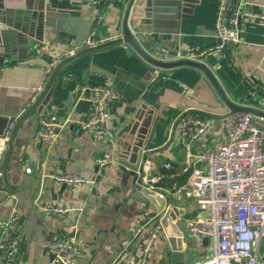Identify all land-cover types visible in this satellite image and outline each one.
Returning <instances> with one entry per match:
<instances>
[{
  "label": "crops",
  "instance_id": "obj_1",
  "mask_svg": "<svg viewBox=\"0 0 264 264\" xmlns=\"http://www.w3.org/2000/svg\"><path fill=\"white\" fill-rule=\"evenodd\" d=\"M0 1L5 9L44 11L52 23L45 26L41 41L30 39L29 49L12 39L9 54L0 62V234L2 223L12 213L19 214L14 264H52L51 247L64 236L77 239L74 264H131V254L148 238L152 221L162 230L145 264H177L174 246L183 248L185 262L210 257L209 240L188 235L189 223L206 214L193 200L174 193L194 169L206 167L201 156L224 141L223 119L229 110L201 70L157 68L128 43H114L64 65L35 104L58 65H52L57 54L82 44L93 28L96 39L104 40L99 46L122 38L130 9L128 26L141 45L167 50L160 57L176 61L178 52L215 48L223 0ZM250 3L254 14L262 13L264 0ZM263 32L259 20L243 17L240 44L207 51L197 61L211 70L232 102L260 110L264 92L258 89L250 95L248 82L264 87ZM105 85L115 92L110 105L113 137L96 143L83 120L91 109L88 90ZM53 108L59 125L69 123L50 144L38 138L37 131ZM191 111L213 117L214 124L189 142L181 136V118ZM104 152L113 161L100 166L97 159ZM166 163L172 168L165 169ZM141 170L164 175L156 185L166 200L161 213L156 202L134 188ZM65 173L92 184L82 190L61 186L53 176ZM48 204L71 211L63 217L51 215L43 210ZM259 256H264V240Z\"/></svg>",
  "mask_w": 264,
  "mask_h": 264
},
{
  "label": "built area",
  "instance_id": "obj_2",
  "mask_svg": "<svg viewBox=\"0 0 264 264\" xmlns=\"http://www.w3.org/2000/svg\"><path fill=\"white\" fill-rule=\"evenodd\" d=\"M262 13L251 11L250 0H223L217 30V45L213 49L229 50L242 42L241 19L252 16L264 27V6ZM97 25L102 23L98 18ZM97 29L93 28L86 40L70 50H61L52 62L56 66L61 60L68 58L84 48L99 46L104 40L96 39ZM264 35V32H263ZM112 41V40H109ZM178 52L175 60L199 61L207 51ZM168 53L167 50H164ZM249 91L262 89L253 80H249ZM91 109L83 120L84 130L94 142L111 140L110 130L112 116L110 105L115 99V92L109 85L96 86L88 90L87 96ZM58 124L56 109H51L46 118L40 122L37 136L44 142L53 144L60 136L62 128ZM214 118L186 112L181 118V136L192 142L205 135L213 126ZM224 141L210 147L202 156L205 168L194 169L185 184L174 193L180 197L193 200L201 213L189 223L188 235L200 239H208L212 253L206 259L188 260L185 264H231L232 261H245L246 264H264V256L260 258L259 248L264 240V122L250 113H231L223 119ZM4 148L0 146V150ZM113 161L109 152H104L98 159V165L107 166ZM165 169L172 165L166 163ZM189 167L185 170L188 171ZM30 172V169H27ZM54 180L66 188L82 190L92 182L72 174H56ZM164 178L163 173H146L143 184L156 191V185ZM46 213L59 217L70 212V208L48 204L43 207ZM20 216L12 213L2 223L0 234V264H14L19 250L17 225ZM148 238L137 245L131 254V264H145L150 252L157 246L162 227L157 222L148 223ZM54 256L52 264H74L78 254L75 236H64L51 247Z\"/></svg>",
  "mask_w": 264,
  "mask_h": 264
},
{
  "label": "water",
  "instance_id": "obj_3",
  "mask_svg": "<svg viewBox=\"0 0 264 264\" xmlns=\"http://www.w3.org/2000/svg\"><path fill=\"white\" fill-rule=\"evenodd\" d=\"M130 11V9H129ZM129 11L125 18V23L123 26V37L115 40L113 42H109L108 44H104L101 46L87 48L79 53H76L68 58L61 60L57 67L55 68L50 81L48 82L45 90L39 96L35 106H37L44 95L49 90L55 76L57 73L63 68L64 65L67 63L89 53L92 51H96L97 49L110 46L114 43L119 42H126L148 63L152 64L157 68H173L178 66H190L201 70L206 77L210 80L212 85L214 86L216 92L218 93L219 97L222 99L224 104L226 105L227 109L231 113H250L257 118H261L264 122V110H260L253 107H246L240 106L232 102L226 93L224 92L223 88L219 84L218 80L211 72V70L203 63L191 60H176V61H168L162 59L160 56H165L167 53L159 49L158 47H150L146 48L141 45L139 40L135 37L132 30L128 26V18H129ZM45 26H52L51 20L45 16L44 11H37V12H29V11H15L12 9H5L4 5L0 1V62H3V59L7 57L9 54L8 45L12 41V39L18 38L21 44L24 45L25 49H29L30 47V39L35 38L37 40H42V32L44 31ZM169 54H175V52H169ZM35 106L31 109L33 110ZM30 110V111H31ZM30 114V112L28 113ZM28 116V115H27ZM14 119H11V124L13 123ZM10 128H7V132ZM2 168L0 169L1 172ZM143 177L144 171H140V177L135 176V190L139 193L141 192L146 200L156 202L158 212L161 213L166 206V200L164 196L154 192L146 188L143 184ZM173 257L174 261L177 264H185V257L187 254L183 251V248L178 249L176 246L173 247ZM231 264H239L236 261H232Z\"/></svg>",
  "mask_w": 264,
  "mask_h": 264
},
{
  "label": "rangeland",
  "instance_id": "obj_4",
  "mask_svg": "<svg viewBox=\"0 0 264 264\" xmlns=\"http://www.w3.org/2000/svg\"><path fill=\"white\" fill-rule=\"evenodd\" d=\"M81 42V41H80ZM80 42H78V43H80Z\"/></svg>",
  "mask_w": 264,
  "mask_h": 264
}]
</instances>
